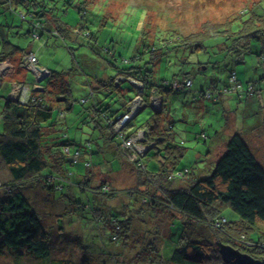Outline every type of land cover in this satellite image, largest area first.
Returning a JSON list of instances; mask_svg holds the SVG:
<instances>
[{
  "label": "trees",
  "instance_id": "obj_1",
  "mask_svg": "<svg viewBox=\"0 0 264 264\" xmlns=\"http://www.w3.org/2000/svg\"><path fill=\"white\" fill-rule=\"evenodd\" d=\"M0 7L17 11L22 19L15 25L5 20L0 32V61L11 69L8 74L0 73V172L6 167L8 173L7 177L0 175L4 179L0 180V252L7 249L15 261L26 255L40 260L51 257V231L45 229L42 217L30 201L31 195L28 196V190L37 183H43L53 193L50 197L64 200L59 207L62 216L71 211L66 200L70 201L75 190L91 191L95 199L100 198L99 194L114 197V192L109 193L112 188L108 182L97 180L93 170L94 155L107 147L131 163L136 171V184L127 191V194H135L136 200L133 204L131 200L124 203L119 211L109 212L107 225L111 233L108 238L115 247L138 248L145 244L154 257L150 262H162L161 240L177 219L183 226L179 245L169 257L173 264H226L217 242L264 259V161L250 146L251 140L261 143L255 142L254 137L258 139L261 135L257 130L262 129L263 123L259 121L264 122L261 111L264 105L258 101L261 112L247 115L258 121V125L256 122L246 128L243 122L237 126L230 124L229 131L224 130L227 134L221 139L223 148L216 159L200 167L197 162L203 157L199 151L193 153L192 164H181V157L188 148L175 139L177 119L170 118L173 108L168 98L172 92L187 93L192 86L184 68L186 56L182 53L205 54L209 49H215L213 54L219 58L211 64H225L229 76L226 82L212 81L207 89L201 88L199 98H205L208 92L207 98L213 103L226 104L231 97L228 94L237 92V97L247 105L252 102L250 99L264 92V74L255 83L243 85L237 81L232 67L243 62L248 54L256 55L264 63V0H245L238 11L222 21L203 23L202 29L187 34L178 26L174 29L169 24L162 26L146 21L137 30L140 34L135 35L141 46H136L131 55L117 48L116 34H110L109 39L106 36L105 42H101L100 28L92 30L87 23L79 25L77 20L74 24L63 21L62 16L55 13L56 7H48L45 0H0ZM75 7L83 19L85 7ZM134 12L139 14L140 22L147 14L158 18L145 10ZM11 27L17 28L18 36L23 29L28 43L42 41L45 46L57 47L61 39L72 59H75L72 51L77 49L92 56L81 53L83 62L76 61L77 66L72 62L73 65L65 69H47L39 65L35 52L12 44L7 30ZM169 54L173 55V60L168 59ZM161 59H165L168 67L179 64L170 78L157 80L156 66ZM31 64L45 68L48 75L36 82L32 74L28 82ZM208 64L209 60L196 61V68L201 70ZM89 67L104 71L91 74L86 69ZM77 70L89 76L83 82L75 81L74 88L77 86L84 92L80 99L73 98L71 93L73 73ZM129 80H134V84ZM138 82L142 87L136 85ZM14 83L21 86L16 95L11 94ZM83 83L87 89L82 88ZM136 96L141 97L140 104L132 111L130 104ZM154 99L160 102L159 107L153 103ZM145 107H150L151 112L136 123V117ZM128 115L129 120L122 127L118 126L119 120ZM137 132L144 133L140 142L144 153L130 145L129 139ZM200 133L203 131L195 137L199 138ZM209 152H204L207 160ZM88 207L92 217L103 221L104 211ZM225 207L234 211L239 219L228 224L221 214ZM159 216L161 229L156 226L153 231L152 226ZM58 220L61 232L64 228V234L74 235L66 232L61 216ZM257 222H261L262 227H257ZM253 231L256 236L252 235ZM110 252L115 257L114 263H119L116 256L120 257L121 252ZM139 254L140 251L124 259L133 257L130 261L134 263L133 260H140ZM51 264L60 263L52 261Z\"/></svg>",
  "mask_w": 264,
  "mask_h": 264
},
{
  "label": "rangeland",
  "instance_id": "obj_2",
  "mask_svg": "<svg viewBox=\"0 0 264 264\" xmlns=\"http://www.w3.org/2000/svg\"><path fill=\"white\" fill-rule=\"evenodd\" d=\"M244 1L245 0H45V3L48 7L53 9L56 7L55 13L61 15L63 21L67 23L74 24L77 20L79 25L87 23L86 26L92 30L100 28L98 36H100L101 42H105L106 36L109 39L110 34H116L118 41L116 45L117 48H120L123 54L131 55L135 52L136 46H141V43L137 42L138 38L136 40L137 34H140L137 30L142 28L143 23L145 24L146 21L159 23L162 26L169 24L174 29L178 26L183 34H187L202 29L203 23L222 21L228 15L238 11V9L242 7ZM80 5L85 7L83 19L80 18L75 7ZM135 10L148 11L150 14L157 15L158 18H154L147 14L142 20L143 22H140L137 17L139 14L136 15L134 12ZM19 17L17 11L7 8L1 9L0 7V32L5 20L15 25L22 22V19H20L21 17ZM155 29L156 27H154V30ZM7 30L10 31L8 37L12 44H17L18 46L28 48L35 52L39 65L47 69L61 70L73 64L77 66L76 61L79 63L83 62L81 53H87V55L92 56L85 50L77 49L72 51L75 58L72 59V54L64 46L61 39L58 40L61 43L57 47L45 46L42 41H32L28 43L27 38L22 34L24 32L23 29L19 36L16 33L17 28L11 27L10 29L7 28ZM118 32L121 33L117 34ZM214 51L216 50L214 49ZM214 51L209 49L205 54L198 51H194L193 53L186 51L182 53L186 56L187 64L184 68L191 77L192 86L188 87L187 93L186 91L177 94L172 92L168 97L172 104L171 108H173V114H170V118L172 116L173 120L177 119L175 125V139L180 143L182 142L183 146L188 148V150L185 149V155L181 157L182 165L192 164L193 161L191 160H194L193 153L195 151L201 152L203 157L199 159L201 161L197 162V165L200 167L206 164V162L208 163V161L216 159L217 154L223 148L221 139L227 134L224 130L229 131L230 124L235 123V126H237L239 123L242 124L243 122L246 128L247 126H254L256 122L258 125V121L255 122L252 116L247 115L250 112H256L258 115L261 111L264 114V109L258 111V101L261 100V104L264 105V92H260L257 96L250 99L252 102L250 104L247 103V105L244 100H240L237 97V92L228 94L231 97L226 104L213 103L207 98V95H209L208 92V94H205V98H199L201 88L207 89V86L211 84L212 81L218 84L222 81L226 82L229 76V69L226 68L225 64H211L219 60L218 55L213 54ZM208 55H210V57ZM178 56L180 55L178 54ZM167 57L173 60V55L169 54ZM174 59L177 60V57ZM206 60L210 62L208 67L203 66V69L197 70L196 61L206 62ZM177 64L168 67L165 64V59H161L156 66L155 78H157V80L162 77L170 78L172 74L177 72ZM232 67L236 70L237 81H241L243 85L248 84L247 82L255 83L257 78L264 74V63L260 62L256 55L252 54L246 55L243 62L233 64ZM86 69L90 71L88 73H96L97 75L104 71L103 69L100 71L97 67H89ZM8 71H11V69L7 63L0 64L1 74H8ZM27 74V80L29 82L33 72L29 70ZM39 74L41 77L42 74ZM232 75L234 74L232 73L231 77ZM73 76L74 81L72 83L71 93L73 98L80 99L84 92L78 90L77 86L74 88L75 81L81 80L83 82L85 78L89 76L87 73L78 70L73 73ZM129 81L132 84L135 82L134 80ZM187 84L188 79L186 78L183 86L186 87ZM136 85L142 87L140 82ZM20 87L21 86L14 83L11 94L16 95V91H21ZM82 88L87 89L86 84L83 83ZM140 98V96H136L131 102L130 105L133 107L132 111L139 106ZM154 100L155 102L153 101V103L155 106L159 107L160 102H157L156 99ZM76 103L79 102L77 101ZM151 110L150 107H145L136 117V123L140 121L142 116L149 114ZM128 118L129 115L119 120L117 125L122 127L124 123L129 120ZM259 122L263 123L260 127L262 129L257 130V133L261 135L258 139L254 137V139H256L254 141H259L262 144L254 143L253 140H251L250 146L257 157L264 161V122L262 120ZM200 131H203V133L199 134L200 137H195V134ZM143 134V132H137L136 137L130 142V145L140 153H144L145 151L140 143ZM194 146H196L195 149ZM208 150H210V159L207 160V156L204 155V152H208ZM5 168L2 170L3 173L0 172V175L2 176L3 174L4 177H7V168ZM93 168L96 172V179L108 182L109 187L111 186L112 188L109 193L114 192L115 196L99 194L98 196L101 199H95L91 191L81 192L80 190H75L76 192H74L73 197H70V201L69 199L66 200V203L70 204L71 211L66 213L65 216H62L60 205L63 204L64 200L61 197L58 200L50 197V194L53 193L49 192L48 189L43 186V183H37L36 186L28 190V196L31 195L30 201L36 212L42 217L45 229L51 231L50 235L53 243L51 257L40 260L36 257L26 255L27 257H22L23 259L21 258L15 261L10 252L4 249L3 252H0V264H51L52 261L60 264H115V257H113V253L110 251L121 252V258L114 254L117 258V262H119L117 264H152L150 260H153L154 257L150 254V251L144 247L145 244L140 245L138 248L130 246H127L128 248H120L115 247L114 242H110L108 238L111 233L109 224L107 225L110 219L109 212H113V209L119 211L122 209L124 203L131 200L130 204H133L134 200L137 198L135 194H127V191L132 190L136 184L134 173L136 171L131 167V163L117 156L113 150L107 147L103 152H98L94 155ZM0 180L4 179L0 177ZM89 205H91L92 208L99 207L104 211L103 221H97L99 219L92 217L91 208L88 207ZM221 214L227 218L228 224L239 219L235 212L227 207L223 208ZM59 215L63 220L66 232H73L74 235L70 234V236L64 234V228L63 232L60 231L58 222L60 218ZM161 223L162 221L159 216L154 222V226H152L153 231L155 227H159L158 225H161ZM174 223L175 224L171 226L170 232H167V235L161 240L160 257L162 262H158L157 264H173L169 261V257L173 249L179 245L178 242L182 235L183 226L179 224V221L177 222V219L174 220ZM262 225L261 222H257L256 226L262 227ZM110 226H113V223H111ZM139 227H141L140 224ZM159 228L161 229V227ZM252 235L256 236L257 233L253 231ZM130 238L131 237L128 236V239ZM123 239L127 238L124 237ZM214 240H216V238ZM139 251L140 260H133V263L130 261L133 257L130 260L124 259Z\"/></svg>",
  "mask_w": 264,
  "mask_h": 264
},
{
  "label": "water",
  "instance_id": "obj_3",
  "mask_svg": "<svg viewBox=\"0 0 264 264\" xmlns=\"http://www.w3.org/2000/svg\"><path fill=\"white\" fill-rule=\"evenodd\" d=\"M40 72L45 74L40 79H44L48 75V71L44 69H40ZM40 79H37V81ZM217 246L221 258L226 264H264V259L254 258L229 244L217 242Z\"/></svg>",
  "mask_w": 264,
  "mask_h": 264
},
{
  "label": "bare ground",
  "instance_id": "obj_4",
  "mask_svg": "<svg viewBox=\"0 0 264 264\" xmlns=\"http://www.w3.org/2000/svg\"><path fill=\"white\" fill-rule=\"evenodd\" d=\"M3 62H1L0 61V64H2ZM5 63V62H4ZM28 69H30V70H32V72H33V75L37 78V79H40L43 75H44V73H41L40 72V67L38 66V65H36V64H31L30 66H28ZM39 73H41L42 74V76L40 77V74ZM41 80H43V79H40L39 81H36V82H40ZM136 137V136H135ZM133 140V138L131 137L130 139H129V142H131Z\"/></svg>",
  "mask_w": 264,
  "mask_h": 264
},
{
  "label": "built area",
  "instance_id": "obj_5",
  "mask_svg": "<svg viewBox=\"0 0 264 264\" xmlns=\"http://www.w3.org/2000/svg\"><path fill=\"white\" fill-rule=\"evenodd\" d=\"M33 60H34V58L32 57V58H31V61H33ZM40 69H42V70H43V68H42V67H40ZM44 70H45V69H44Z\"/></svg>",
  "mask_w": 264,
  "mask_h": 264
},
{
  "label": "crops",
  "instance_id": "obj_6",
  "mask_svg": "<svg viewBox=\"0 0 264 264\" xmlns=\"http://www.w3.org/2000/svg\"><path fill=\"white\" fill-rule=\"evenodd\" d=\"M2 74H5V73H2ZM230 99V97L228 98V100Z\"/></svg>",
  "mask_w": 264,
  "mask_h": 264
}]
</instances>
